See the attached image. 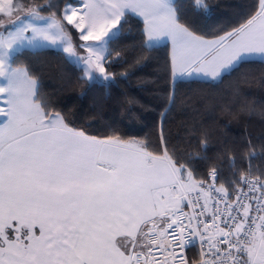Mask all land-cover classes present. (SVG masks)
Masks as SVG:
<instances>
[{
    "label": "snow or ice",
    "instance_id": "6c2138e0",
    "mask_svg": "<svg viewBox=\"0 0 264 264\" xmlns=\"http://www.w3.org/2000/svg\"><path fill=\"white\" fill-rule=\"evenodd\" d=\"M195 6L204 12L193 16L211 14L204 0ZM133 16L142 38L130 60L113 45ZM159 44L173 87L155 143L78 126L21 59L55 48L86 94L128 78ZM257 58L264 0L212 33L178 0H0V264H264V163L252 162V141L209 155L207 128L173 142L166 127L184 104L178 80H222Z\"/></svg>",
    "mask_w": 264,
    "mask_h": 264
},
{
    "label": "trees",
    "instance_id": "16d2710c",
    "mask_svg": "<svg viewBox=\"0 0 264 264\" xmlns=\"http://www.w3.org/2000/svg\"><path fill=\"white\" fill-rule=\"evenodd\" d=\"M178 2L205 33H212L238 24L254 0H204L212 9L210 15L203 16L192 15L193 9L204 12L203 8H196L195 0ZM141 27L137 17H130L122 36L113 45L126 48L130 60L139 54ZM143 54L148 59L128 78L119 80L110 89L96 87L86 94L70 85L69 80L79 73L61 59L55 48L25 52L21 59L38 74L41 91L51 96L78 126L97 135L115 131L155 143L156 125L163 111L160 98L173 87L168 67L169 47L157 45ZM175 90L184 104L169 113L166 127L173 142L187 137L194 127H204L211 135L206 149L209 155L247 139L255 146L256 157L252 162L264 163V62L256 59L222 80H178ZM233 155L237 165L246 163L239 150ZM229 167L227 159L221 162L224 175Z\"/></svg>",
    "mask_w": 264,
    "mask_h": 264
},
{
    "label": "built area",
    "instance_id": "2783aa9c",
    "mask_svg": "<svg viewBox=\"0 0 264 264\" xmlns=\"http://www.w3.org/2000/svg\"><path fill=\"white\" fill-rule=\"evenodd\" d=\"M197 249H198V245L190 247L189 250H188V254L190 256L194 255L196 253Z\"/></svg>",
    "mask_w": 264,
    "mask_h": 264
},
{
    "label": "crops",
    "instance_id": "0c3cea01",
    "mask_svg": "<svg viewBox=\"0 0 264 264\" xmlns=\"http://www.w3.org/2000/svg\"><path fill=\"white\" fill-rule=\"evenodd\" d=\"M159 45H161V44H159ZM257 59H258V58H257ZM191 79H197V78L193 77V78H191ZM0 106H2V105H0Z\"/></svg>",
    "mask_w": 264,
    "mask_h": 264
}]
</instances>
